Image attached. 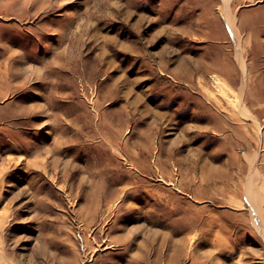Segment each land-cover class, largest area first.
Wrapping results in <instances>:
<instances>
[{"label": "rangeland", "instance_id": "rangeland-1", "mask_svg": "<svg viewBox=\"0 0 264 264\" xmlns=\"http://www.w3.org/2000/svg\"><path fill=\"white\" fill-rule=\"evenodd\" d=\"M0 264H264V0H0Z\"/></svg>", "mask_w": 264, "mask_h": 264}]
</instances>
